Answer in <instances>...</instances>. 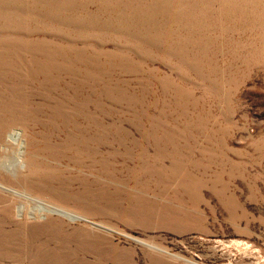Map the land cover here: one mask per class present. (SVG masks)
<instances>
[{
    "label": "rangeland",
    "instance_id": "obj_1",
    "mask_svg": "<svg viewBox=\"0 0 264 264\" xmlns=\"http://www.w3.org/2000/svg\"><path fill=\"white\" fill-rule=\"evenodd\" d=\"M2 163L0 264H264V0H0Z\"/></svg>",
    "mask_w": 264,
    "mask_h": 264
},
{
    "label": "bare ground",
    "instance_id": "obj_2",
    "mask_svg": "<svg viewBox=\"0 0 264 264\" xmlns=\"http://www.w3.org/2000/svg\"><path fill=\"white\" fill-rule=\"evenodd\" d=\"M16 132V134H14L13 133V139H15V140H17L18 139V131H15ZM17 142V141H16ZM21 150L18 152V155H19V157H21ZM3 165V163L2 164H0V167H3L2 166ZM51 211H57V212H60V213H64V214H67V215H69V216H73L74 218H81V217H79V216H77L76 214H74V213H72V212H70V211H68V210H66V209H62V208H60V207H55V206H53L52 207V209H50Z\"/></svg>",
    "mask_w": 264,
    "mask_h": 264
}]
</instances>
